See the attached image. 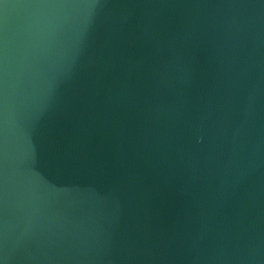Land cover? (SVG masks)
<instances>
[{
  "label": "water",
  "instance_id": "water-1",
  "mask_svg": "<svg viewBox=\"0 0 264 264\" xmlns=\"http://www.w3.org/2000/svg\"><path fill=\"white\" fill-rule=\"evenodd\" d=\"M2 264H264V0H0Z\"/></svg>",
  "mask_w": 264,
  "mask_h": 264
},
{
  "label": "snow or ice",
  "instance_id": "snow-or-ice-1",
  "mask_svg": "<svg viewBox=\"0 0 264 264\" xmlns=\"http://www.w3.org/2000/svg\"><path fill=\"white\" fill-rule=\"evenodd\" d=\"M0 264H2V261H0Z\"/></svg>",
  "mask_w": 264,
  "mask_h": 264
}]
</instances>
